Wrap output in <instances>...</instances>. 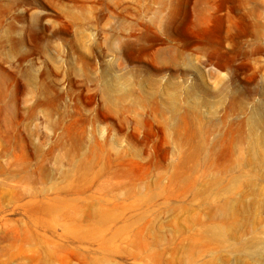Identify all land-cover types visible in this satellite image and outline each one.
Masks as SVG:
<instances>
[{
  "label": "rangeland",
  "instance_id": "obj_1",
  "mask_svg": "<svg viewBox=\"0 0 264 264\" xmlns=\"http://www.w3.org/2000/svg\"><path fill=\"white\" fill-rule=\"evenodd\" d=\"M259 3L0 0V264H264ZM170 45L186 72L161 64ZM158 91L190 109L192 146L164 135ZM243 199L247 230L224 209Z\"/></svg>",
  "mask_w": 264,
  "mask_h": 264
},
{
  "label": "bare ground",
  "instance_id": "obj_2",
  "mask_svg": "<svg viewBox=\"0 0 264 264\" xmlns=\"http://www.w3.org/2000/svg\"><path fill=\"white\" fill-rule=\"evenodd\" d=\"M250 3L254 4L255 6H259L260 4L259 0H241V4L243 6L250 4ZM247 16L250 17L248 13H247ZM251 21H252L250 24L251 25V36H253L256 41L252 45H247L249 46L248 49L243 52L244 56L246 57V59L244 58V60L247 61L245 65H248L251 63L254 66L253 70L257 73H260L261 69L259 66L258 59L257 58L253 60H250V59L261 48L259 41L261 40V38H264L262 34V30H261L262 24L260 22L261 19H259L257 15H253V18ZM241 43L239 42V46H238L239 48H241ZM184 47L185 46L170 45L166 50H164L165 54L163 58L161 59V64L166 67H171L175 71L186 72L187 69L184 64L187 63V61H190L191 58L187 56L185 52L182 50ZM202 51L205 54L207 52L206 49H203ZM248 61H252V62H248ZM176 85L174 84L172 85L174 86L173 91H175V89L177 88ZM200 86H201L200 84L195 83L191 86H188L187 88L183 87L181 91L185 92L187 100L195 99V95H196L195 89L196 88L200 89ZM259 92L260 91H259V82H258L257 86L252 89L246 88V87L242 89H239V87L238 88L233 87L231 90H228V88H226L225 86H222L214 91L213 90L210 91V93H207V94L217 99L213 101H208L209 104L210 103L211 104L222 103V100L228 101L229 99V105H233L237 103L244 105L246 104V100L250 99L254 93H259ZM173 93H176V92H172L171 96H169L166 100L161 97L159 91L156 92L153 96L154 101H155L156 111L162 115V119L160 121L162 123L163 133L166 137H169V134L175 137L178 141H180L179 145L181 146H192L194 144L195 133L191 135L185 128L184 124L189 125L190 127L194 129V127L189 124V123L195 124L194 117L193 116H192L193 118L191 117L190 109L187 108L186 106H183L179 97ZM187 100H184L183 102L186 103ZM203 102L205 103L206 99L204 100L202 99L201 103ZM130 108L133 110V107H130ZM198 116L202 117V115H198ZM188 120H191V122H188ZM233 203L234 202L230 200L226 202V205L224 207L226 214H228V220L233 225H238L237 227L241 226L242 229L247 230V228L251 224H254L253 222H255L253 220L251 221L250 219L252 217L251 214L253 212L251 214L249 213L253 211V206H251L253 201L251 203V202H248L246 199H243L239 203V207L237 209L234 207ZM255 210L257 209L255 208Z\"/></svg>",
  "mask_w": 264,
  "mask_h": 264
}]
</instances>
